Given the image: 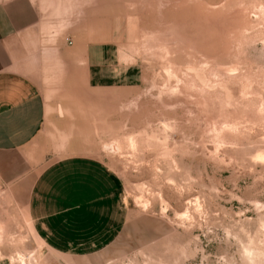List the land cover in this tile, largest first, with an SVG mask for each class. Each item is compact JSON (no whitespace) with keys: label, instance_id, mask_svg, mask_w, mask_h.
Listing matches in <instances>:
<instances>
[{"label":"rangeland","instance_id":"rangeland-1","mask_svg":"<svg viewBox=\"0 0 264 264\" xmlns=\"http://www.w3.org/2000/svg\"><path fill=\"white\" fill-rule=\"evenodd\" d=\"M31 1L45 27L21 70L46 114L0 154L34 164L0 173V264H264V0ZM77 154L118 174L128 209L82 256L51 250L26 207L30 180Z\"/></svg>","mask_w":264,"mask_h":264},{"label":"crops","instance_id":"crops-1","mask_svg":"<svg viewBox=\"0 0 264 264\" xmlns=\"http://www.w3.org/2000/svg\"><path fill=\"white\" fill-rule=\"evenodd\" d=\"M40 10L31 0L0 2V154L30 143L44 123L46 103L35 80L21 70L41 45ZM96 54L87 50L90 81L98 74ZM31 157H0V173L10 180L30 177ZM27 212L35 234L53 251L77 256L110 246L128 220L121 178L102 159L60 158L29 183Z\"/></svg>","mask_w":264,"mask_h":264},{"label":"bare ground","instance_id":"bare-ground-1","mask_svg":"<svg viewBox=\"0 0 264 264\" xmlns=\"http://www.w3.org/2000/svg\"><path fill=\"white\" fill-rule=\"evenodd\" d=\"M111 149H112V150H115V147H114V146H111Z\"/></svg>","mask_w":264,"mask_h":264}]
</instances>
